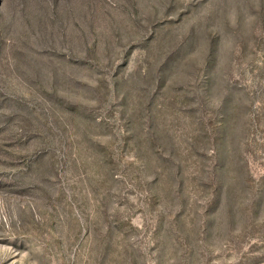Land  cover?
<instances>
[{"label":"rangeland","instance_id":"1","mask_svg":"<svg viewBox=\"0 0 264 264\" xmlns=\"http://www.w3.org/2000/svg\"><path fill=\"white\" fill-rule=\"evenodd\" d=\"M0 264H264V0H0Z\"/></svg>","mask_w":264,"mask_h":264}]
</instances>
